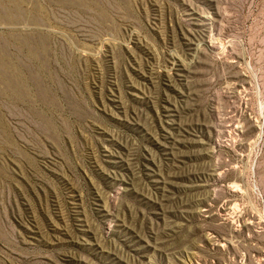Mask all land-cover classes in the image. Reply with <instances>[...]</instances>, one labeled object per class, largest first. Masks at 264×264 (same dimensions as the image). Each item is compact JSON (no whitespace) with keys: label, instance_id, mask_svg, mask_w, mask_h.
Masks as SVG:
<instances>
[{"label":"rangeland","instance_id":"374dc122","mask_svg":"<svg viewBox=\"0 0 264 264\" xmlns=\"http://www.w3.org/2000/svg\"><path fill=\"white\" fill-rule=\"evenodd\" d=\"M0 264H264V0H0Z\"/></svg>","mask_w":264,"mask_h":264}]
</instances>
